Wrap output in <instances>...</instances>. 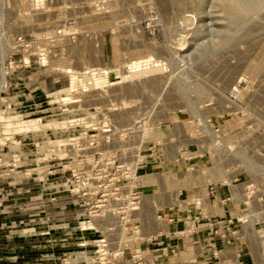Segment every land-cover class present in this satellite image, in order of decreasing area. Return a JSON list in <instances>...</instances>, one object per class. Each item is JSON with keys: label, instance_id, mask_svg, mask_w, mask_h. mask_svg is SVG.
<instances>
[{"label": "rangeland", "instance_id": "rangeland-1", "mask_svg": "<svg viewBox=\"0 0 264 264\" xmlns=\"http://www.w3.org/2000/svg\"><path fill=\"white\" fill-rule=\"evenodd\" d=\"M236 1L0 0V264H63L94 253L92 241L80 246L97 238L84 230L80 199L66 198L76 165L70 143L89 128L138 162L149 143L211 117L237 135L226 141L231 151L264 164V105L247 104L250 93H264V0ZM21 35L28 50L16 44ZM245 80L249 94L231 102V87ZM150 161L147 171L164 163ZM213 162L208 154L198 164ZM238 163L233 176L263 173ZM22 181V191L11 190ZM67 202L72 215H51Z\"/></svg>", "mask_w": 264, "mask_h": 264}, {"label": "built area", "instance_id": "built-area-1", "mask_svg": "<svg viewBox=\"0 0 264 264\" xmlns=\"http://www.w3.org/2000/svg\"><path fill=\"white\" fill-rule=\"evenodd\" d=\"M16 44L28 50L32 42L21 35L16 38ZM46 55L40 53L42 63L46 62ZM245 81V87L242 81L231 87L228 95L231 102H237L244 93L249 94L252 85ZM262 82L264 84V78ZM258 88L264 91V85ZM250 94L247 104L255 101L254 105H264V93ZM186 124L191 133H172L164 141L149 143L144 161L138 162L126 161L120 148L109 146L111 137L101 139L95 128L71 140L76 165L68 180L73 184L68 196L80 199L79 205L84 207V221L88 225L84 230L96 232L97 238L81 243L85 247L92 241L95 250L91 256L63 264H164L179 253L178 245L164 241V223L181 225L172 232L176 237L192 236L204 225L209 228L211 239L200 246L204 253L202 264H223L217 240L240 242L253 264H264V164L251 158L250 164H246L244 150L231 151L226 141L237 135L213 125L211 117H194ZM210 140L214 142L213 150L207 148ZM218 153H226L228 158ZM208 154L214 156L213 164H198ZM169 155L174 163L184 165L187 173H206L205 197L197 194V188L180 189L167 212L154 205V216L160 226L157 231L150 232L143 219L147 216L148 200V194L143 191L146 168L151 165V159ZM260 155L264 157V153ZM233 160L241 163L236 166L240 170L263 173L248 179H242L240 174L233 176L230 173ZM222 190H225L224 195ZM51 200L57 201L58 197ZM216 201L221 206L232 207L234 214L224 218L215 215L210 207Z\"/></svg>", "mask_w": 264, "mask_h": 264}, {"label": "crops", "instance_id": "crops-1", "mask_svg": "<svg viewBox=\"0 0 264 264\" xmlns=\"http://www.w3.org/2000/svg\"><path fill=\"white\" fill-rule=\"evenodd\" d=\"M53 82L57 81L54 79L52 83L50 82L49 85H52ZM44 85L46 86V82L44 83ZM53 89H55V91L61 90L55 85ZM157 159L158 163L160 161L164 162L163 166H150V170L148 171L146 169V182L143 187V191L148 194V200L146 202L147 216L143 217V219L147 224V230L150 232L157 231L160 226V223L157 219H155L154 216V205L158 207L157 209H162L164 212H167L169 209L168 207L174 202V199L176 198V195L180 189L188 191L192 188H197V194L199 196L201 195L205 197V189L207 185V179L205 175H202L203 173H188L189 175H186L187 173L184 171V165H177L176 163H174L170 155L166 158L159 157ZM24 183V181H22L21 183H16L18 185H13L11 187V190H16V192L19 193L23 190ZM32 186V188L34 189L38 185L33 184ZM221 192V194H225V190H222ZM9 194H11V192ZM67 196L68 195H66V198H68ZM62 197V195H59L58 199ZM59 203L61 202H52L53 205H58ZM66 208H72L68 202L65 206H62V208L58 206L55 207L54 211L51 212V215H54L55 217L59 215H67L68 217L72 215L73 212L66 211ZM210 209L215 215L220 218H224L226 216L234 214L232 207L221 206L217 203V201L212 207H210ZM69 222L71 221L65 222V233L67 231L69 232L70 227L69 225H67V223ZM180 227L181 225L164 223V241L172 245L176 244L179 247V253L177 254V256L165 260L164 264H202L204 253L202 252V250H200V246L209 239H211V233L209 228L204 225L201 229H199L196 234L189 237L174 236L172 232L176 229H180ZM239 243L240 242L238 241L231 240H217V247L221 250L223 256V264H253L252 258L249 256L248 251H246L245 248L242 247ZM239 251L240 255H238Z\"/></svg>", "mask_w": 264, "mask_h": 264}, {"label": "bare ground", "instance_id": "bare-ground-1", "mask_svg": "<svg viewBox=\"0 0 264 264\" xmlns=\"http://www.w3.org/2000/svg\"><path fill=\"white\" fill-rule=\"evenodd\" d=\"M236 3H238L236 0H235ZM245 4V3H244ZM239 6L243 7L245 5H243V3H239ZM241 9V8H240ZM5 78V70L3 69V80ZM85 222V221H84ZM87 227H84V229H86Z\"/></svg>", "mask_w": 264, "mask_h": 264}]
</instances>
